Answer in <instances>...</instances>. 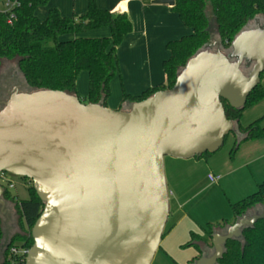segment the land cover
<instances>
[{"label": "water", "instance_id": "obj_1", "mask_svg": "<svg viewBox=\"0 0 264 264\" xmlns=\"http://www.w3.org/2000/svg\"><path fill=\"white\" fill-rule=\"evenodd\" d=\"M253 21L227 48L204 44L170 89L123 109L13 87L0 108V172L31 180L43 202L25 264H151L169 214L164 156L214 153L228 134L243 138L222 100L243 108L260 84L264 24ZM263 218L264 208L236 217L194 264H217L227 240Z\"/></svg>", "mask_w": 264, "mask_h": 264}, {"label": "trees", "instance_id": "obj_2", "mask_svg": "<svg viewBox=\"0 0 264 264\" xmlns=\"http://www.w3.org/2000/svg\"><path fill=\"white\" fill-rule=\"evenodd\" d=\"M6 1L14 4L10 11L0 10V66L4 60H16L26 91L61 90L78 96L83 103H100L106 106L111 93L110 83L118 73L116 47L132 30L127 13L101 9L95 0H88L86 10L70 18L63 17L56 7H51L47 16L39 19L35 10L46 6L49 0H0V3ZM174 1L171 10L178 14L190 32L167 42L169 56L162 63L165 81L139 95L123 94L119 109H123L127 102L140 101L156 91L170 89L188 58L212 41V24L222 47L227 48L246 24L256 16L264 17L261 0ZM102 27L109 28V36H81L89 30ZM81 71H86L88 75V90L83 97L79 96L76 88ZM261 100H264V85L261 83L249 93L243 108H232L222 100L226 117L236 122L237 129L243 135L242 139H237L234 135L231 155L241 142L264 137V126L260 118L245 126L240 123L244 109ZM207 153L195 157H202ZM2 187L3 198L6 203L13 205L18 220L16 230L7 238L4 219L0 213V264H16L21 257L12 254L10 249L31 247V228L41 213L43 202L32 185L27 188L26 199L16 197L5 184ZM230 207L232 220L209 222L201 227V234L190 232L183 247L194 246L199 254L186 264H194L203 255L200 243L205 251L212 248L211 235L214 232L224 231L238 216L264 208V180L258 183L253 193L230 203ZM166 232L167 229L163 231L162 237ZM21 263L24 264L23 261ZM217 264H264V218L245 228L241 238L227 240Z\"/></svg>", "mask_w": 264, "mask_h": 264}, {"label": "rangeland", "instance_id": "obj_3", "mask_svg": "<svg viewBox=\"0 0 264 264\" xmlns=\"http://www.w3.org/2000/svg\"><path fill=\"white\" fill-rule=\"evenodd\" d=\"M0 10H6V6L2 3H0ZM43 13L44 11H41V14ZM211 27L212 42L219 41L214 25L212 24ZM85 74L87 76L86 72ZM260 83L264 85V72ZM15 86L20 90H26L23 77L17 70L16 60H4L0 66V107L2 106L1 101L6 100L9 95L7 88L10 87L11 89ZM76 88L80 97L85 96L88 90V77L83 79L82 75H78ZM257 118H260L261 124L264 126V100L245 108L240 123L245 126ZM233 139V134H228L216 152L196 157L200 160L195 159V157L183 159L169 155L164 156L169 212L175 210L178 216L186 213L192 222L200 223L202 226L209 222H220L222 219H233L230 203L253 193L257 189L256 181L264 180V152L253 156V160L245 163L244 166L241 164L244 158L243 155L241 156V149L235 151L233 155L230 153ZM229 168L231 173L223 176V172ZM210 171L222 173L221 179L217 182H210L207 178ZM242 174H245V178H249L252 184V190L244 196L239 194V185L243 179ZM7 176L14 184V188L10 190L11 193L19 199H26L28 197L27 188L32 185L31 180L10 173H7ZM6 207L8 212L2 216L6 237L9 238L16 230L18 214L11 203L7 202ZM187 249L188 247L182 246L179 252L168 255L158 248L151 264H186L192 257L191 252ZM211 252L212 248L206 249L203 255Z\"/></svg>", "mask_w": 264, "mask_h": 264}, {"label": "crops", "instance_id": "obj_4", "mask_svg": "<svg viewBox=\"0 0 264 264\" xmlns=\"http://www.w3.org/2000/svg\"><path fill=\"white\" fill-rule=\"evenodd\" d=\"M95 1L101 9L127 13L132 23L131 32L116 47L118 73L110 83L111 93L106 100L107 107L119 109L123 94L139 95L144 90L162 84L165 81L162 63L169 56L166 44L170 40L178 39L188 34L190 29L182 22L178 14L171 10L172 6L167 4L153 3V0ZM261 1L264 5V0ZM87 4L88 0H49L46 6L38 7L35 10V15L39 19H44L49 8L56 7L63 17L70 18L85 11ZM41 11H44V13L41 14ZM109 35V28L102 27L89 30L81 36L103 37ZM85 72L81 71L79 73L83 79L88 77ZM124 105L126 106V103ZM239 149L242 151L241 156H244L241 164L245 166V163L253 160V156L264 152V137L245 140L240 143L236 151H239ZM195 159L199 158L195 157ZM209 173L222 174L214 171ZM229 173H231L230 168L223 172V176ZM242 176L243 179L239 185L240 196H244V194H248L252 190L251 180L249 181V178H245V174H242ZM259 182L256 181V185ZM201 227L200 223L192 222L186 213L178 216L175 210H170L166 221L167 232L161 238L158 248L168 255L179 252L188 241L190 232L201 234ZM199 248L202 251L205 250L201 243ZM187 251L192 254L191 260L199 254V251L194 246L188 247Z\"/></svg>", "mask_w": 264, "mask_h": 264}, {"label": "built area", "instance_id": "obj_5", "mask_svg": "<svg viewBox=\"0 0 264 264\" xmlns=\"http://www.w3.org/2000/svg\"><path fill=\"white\" fill-rule=\"evenodd\" d=\"M6 6V10L10 11V9L13 6V2L10 1H6L5 3H3ZM207 178L210 182H217L221 179V175L220 174H214V173H209L207 175ZM5 184L8 188L12 189L14 188V184L12 182V180L7 176V172H0V184ZM1 184V185H2ZM11 253L20 256L21 258L18 260V262L16 264H22L21 262L23 261L25 264V258L26 255L29 251V248H17V247H12L11 249Z\"/></svg>", "mask_w": 264, "mask_h": 264}, {"label": "flooded vegetation", "instance_id": "obj_6", "mask_svg": "<svg viewBox=\"0 0 264 264\" xmlns=\"http://www.w3.org/2000/svg\"><path fill=\"white\" fill-rule=\"evenodd\" d=\"M258 24H260V25H263V24H264V17H263V16H259ZM250 25L254 27V26L256 25V22L252 20V21L250 22ZM211 43H214V42L211 41ZM212 49L215 50V45L213 46ZM12 89H13V88L10 89V87H8V88H7V91L10 92ZM1 103H2V101H1ZM218 232H219V233H223L224 231H223V230H220V231H218Z\"/></svg>", "mask_w": 264, "mask_h": 264}]
</instances>
